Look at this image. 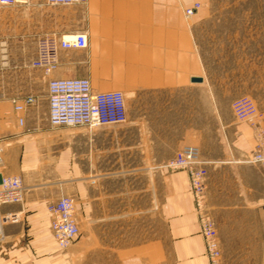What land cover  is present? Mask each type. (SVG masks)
I'll use <instances>...</instances> for the list:
<instances>
[{
  "label": "crops",
  "instance_id": "1",
  "mask_svg": "<svg viewBox=\"0 0 264 264\" xmlns=\"http://www.w3.org/2000/svg\"><path fill=\"white\" fill-rule=\"evenodd\" d=\"M41 1L36 36L81 30L88 45L60 48L59 64L48 74L20 58L9 68L0 56V174L21 177L24 187L22 202L1 206L20 211L22 220L4 226L0 264H210L189 174L162 166L187 144L200 145L201 158L210 161L206 202L221 264H264V187L261 169L247 160L254 127L237 122L230 106L255 94L264 122L261 64L247 55L227 61L223 51L203 43L198 26L208 16L206 6L188 18L183 11L199 0H88L66 13ZM72 76L128 96V136L136 145L106 146L99 132L50 123L47 83ZM25 95L36 103L18 113L12 99ZM226 105L223 129L232 160L218 161L203 146L217 136L219 106ZM125 148H144L148 164L140 176L116 171L126 168L120 160ZM106 167L115 171L105 173ZM223 168L245 170L247 177L233 171L223 183ZM63 195L74 201L80 232L65 251L53 237L48 210Z\"/></svg>",
  "mask_w": 264,
  "mask_h": 264
},
{
  "label": "built area",
  "instance_id": "2",
  "mask_svg": "<svg viewBox=\"0 0 264 264\" xmlns=\"http://www.w3.org/2000/svg\"><path fill=\"white\" fill-rule=\"evenodd\" d=\"M29 0H0V7L28 3ZM51 5H81L88 0H45ZM199 7L200 1L186 6L183 11L190 17ZM88 45L87 32L78 30L65 34L49 33L37 36L36 51L29 64L41 68L46 74L55 70L59 64L60 48H83ZM3 59L4 56L2 55ZM49 121L55 126L97 127L123 124L128 119L127 99L120 89L96 90L89 77L53 78L47 83ZM13 108L21 113L29 105L36 103V97L25 95L12 99ZM232 109L239 121L250 123L255 129V147L247 160L264 166V122L260 116L253 120L258 107L248 95L235 98ZM257 116V115H256ZM19 123H24L19 115ZM2 140L0 139V142ZM3 148L0 143V168L3 165ZM207 161L201 158L200 149L194 145H184L175 155L162 165L168 170L185 169L190 178L195 200L200 233L204 239L205 251L210 264H221V248L215 220L206 205ZM24 187L19 176L0 174V240L4 238L3 228L10 223L20 222V211H1V206L8 203L22 202ZM51 216V231L61 250L68 249L78 238L79 226L75 218V204L71 197L61 196L48 205Z\"/></svg>",
  "mask_w": 264,
  "mask_h": 264
},
{
  "label": "rangeland",
  "instance_id": "3",
  "mask_svg": "<svg viewBox=\"0 0 264 264\" xmlns=\"http://www.w3.org/2000/svg\"><path fill=\"white\" fill-rule=\"evenodd\" d=\"M199 1L201 2V6H206L208 10L207 18L198 26V33L201 35L203 43L209 44V48L216 49L218 52L223 51L226 55L225 59H227V61L229 59L233 60L237 57L235 55H247L251 62L260 63L261 95H263L264 0ZM40 4H42L41 0H29V2L25 4L0 7V56H4V61H6L9 68H13L14 65H16L18 58H20V63L25 61L24 63L28 65L30 59L35 55L37 36L34 33V15L35 12H40L42 7ZM58 7L63 11V13H66L74 8L80 7V5H58ZM25 67L28 71V66ZM244 95L250 96L258 107V113H256L257 116L255 115L253 120H256L260 116V113L262 119L263 113L261 112L256 95L249 93ZM125 96L126 99H128L126 94ZM230 106L232 107V104ZM230 106H219L217 136L215 138L212 136L211 140L203 146L206 153H212L218 161L232 160L229 152V148L232 147V142L223 129L224 114L227 111L229 116L228 109ZM234 117L237 122H242L236 118L235 114ZM70 127L85 129L87 132H90V134H92V132H99L104 137L106 146L119 144L120 142L123 145L137 144V138H130L128 136V122L97 127ZM121 136L122 141H120ZM253 136L256 141L255 129ZM142 145H144V142ZM190 145L197 146L199 149L201 148L198 144ZM143 150L144 148H125L120 160H122L123 166L126 168L116 169V171L123 172V176L130 175L131 172H133L134 176H140L142 172L146 171L144 167L148 164ZM206 161L208 164L210 163L209 160ZM207 163L206 165H208ZM255 165L261 169V187H264V184L262 183V178L264 177V166L258 163H255ZM104 171L105 173H110L115 171V169L112 167H106ZM219 171L222 173L219 177L223 178V183L227 182L226 179L228 177H233V171L244 172L243 175L247 177L245 170L223 168ZM256 176L257 174L253 173L252 170L249 171V178L255 179ZM238 186L239 185L234 184L232 187L234 192L237 191V188H239ZM206 205L211 216L215 220L213 211L208 206L207 202Z\"/></svg>",
  "mask_w": 264,
  "mask_h": 264
},
{
  "label": "bare ground",
  "instance_id": "4",
  "mask_svg": "<svg viewBox=\"0 0 264 264\" xmlns=\"http://www.w3.org/2000/svg\"><path fill=\"white\" fill-rule=\"evenodd\" d=\"M68 35H69V33H66V34H65V36H68Z\"/></svg>",
  "mask_w": 264,
  "mask_h": 264
}]
</instances>
